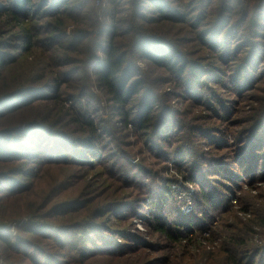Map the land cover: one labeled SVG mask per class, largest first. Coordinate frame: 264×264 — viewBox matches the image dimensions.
Returning <instances> with one entry per match:
<instances>
[{"label":"rangeland","instance_id":"obj_1","mask_svg":"<svg viewBox=\"0 0 264 264\" xmlns=\"http://www.w3.org/2000/svg\"><path fill=\"white\" fill-rule=\"evenodd\" d=\"M176 1L177 5L180 0ZM219 1L215 0L216 7ZM124 4L118 8L120 18L130 15ZM215 14L207 21H213ZM241 18L242 14L230 16L228 24L233 27L224 45L234 50L226 53L221 45L219 52L211 49V26L192 32L191 27L174 22L152 24V29L180 46L192 66L201 65L197 67L206 79L199 84L195 78H178L144 59L137 62L138 74L154 89V114L169 107L165 125L169 122L166 135L171 143L161 144L152 130L138 131L133 125L121 129L117 112L107 114L101 102L95 117L110 119L115 137L103 139L99 163L91 165L74 157L34 163L29 156L25 174H16L19 162L0 164V171L13 173L26 186L18 196L1 197L0 233L13 240L26 239L25 229L32 223L46 227L49 238L29 241H38L58 264H264V49L263 59L253 68L257 77L249 82L240 79L247 63L244 57L255 41L247 31H238ZM256 21L254 31L264 27V8ZM95 93L102 97L101 92ZM141 95L134 98L136 102ZM40 102L17 122H42L46 117L52 123L66 117L57 123L59 129L77 138L85 134L71 116L60 115L59 107L48 114L54 103L45 108L39 107ZM78 145L82 149L85 144L80 140ZM202 191L217 204L209 205ZM153 216H163L169 225L193 219L203 231L191 238L171 239L155 228ZM170 228L184 232L178 224ZM57 237L65 242L56 243ZM104 241L112 243L107 247ZM28 244L20 248H30ZM5 247L0 240V264H33L30 255L4 251ZM79 248L86 256L79 255L75 261L67 257L65 262L56 258Z\"/></svg>","mask_w":264,"mask_h":264},{"label":"trees","instance_id":"obj_2","mask_svg":"<svg viewBox=\"0 0 264 264\" xmlns=\"http://www.w3.org/2000/svg\"><path fill=\"white\" fill-rule=\"evenodd\" d=\"M121 2L128 6L129 17H119ZM176 3V0H0V38L9 35L0 40V120H4L0 128V164L19 162L21 165L15 172L25 174L23 169L29 156L34 163L59 157L66 160L74 157L91 165L99 163L103 139L114 140L115 137L110 119L97 120L95 117L101 102H104L103 110L107 114L117 112L120 119L116 123L121 129L129 130L133 125L138 131L152 130L161 144H170L171 137L166 135L169 122L165 125L169 107H159V115L154 114L155 101H151L154 89L147 87L149 85H145L144 78L138 74L137 62L144 59L178 78H195V83L199 84L206 79L202 78L203 73L197 67L201 65L192 66L178 44L167 34L160 35L151 28L155 22L187 25L192 32L211 26L208 33L211 49L219 52L218 46L221 45L227 48L226 53L234 50L224 45L233 27L228 24L230 16L242 14L238 31H247L255 41L244 57L243 61L247 63L241 67L240 79L249 82L257 77L253 68L263 59L261 40L264 39V27L254 29L258 12L264 8V0H220L218 7L215 0H180ZM214 13V23L211 24L213 21L207 19ZM249 17L252 20L243 29ZM204 34L202 31L199 35L203 38ZM119 36L130 40L119 41ZM36 51L38 56H35ZM95 91L101 92L102 97ZM139 94H142L141 98L136 102L134 98ZM37 102L41 104L39 107L44 104L45 108V104L54 103L48 114L59 107L60 115L71 116L73 122L84 127L85 134L77 138L59 129L57 123L66 117L52 123L46 117L37 119L43 123L27 119L17 122L24 113L34 111ZM80 140L85 144L82 149L78 147ZM24 187L13 173L0 171V199L20 195ZM201 194L209 205L217 204V199L209 201L212 197L205 191ZM153 217L155 228L171 239L179 235L191 238L203 231L193 219L169 225L163 222V216ZM175 224L183 226L184 232L170 228ZM39 226L32 223L25 229L26 239L16 237L13 240L7 233H0V240L6 246L4 251L12 249L30 255L33 264H58L51 261L52 256L38 241H29L32 237L37 240L49 238L48 229ZM59 240L65 242L62 237H57L56 243ZM104 243L108 247L112 242ZM25 244L30 248L22 250L20 247ZM64 245L62 248L66 249ZM117 247L115 245L113 250ZM32 249L37 253L31 254ZM79 250L59 254L56 258L65 262L67 257L75 261L79 255L86 256ZM84 252L90 253V250ZM41 253L42 257H39Z\"/></svg>","mask_w":264,"mask_h":264}]
</instances>
